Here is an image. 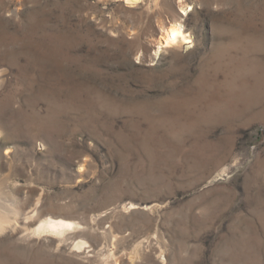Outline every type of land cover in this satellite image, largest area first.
I'll return each instance as SVG.
<instances>
[{"label":"rangeland","instance_id":"rangeland-1","mask_svg":"<svg viewBox=\"0 0 264 264\" xmlns=\"http://www.w3.org/2000/svg\"><path fill=\"white\" fill-rule=\"evenodd\" d=\"M179 1L0 0L1 211L91 225L0 264H264V0Z\"/></svg>","mask_w":264,"mask_h":264},{"label":"bare ground","instance_id":"bare-ground-1","mask_svg":"<svg viewBox=\"0 0 264 264\" xmlns=\"http://www.w3.org/2000/svg\"><path fill=\"white\" fill-rule=\"evenodd\" d=\"M123 1L127 4V6L134 7V4H137L138 0H123ZM178 4L180 9L182 10L181 14L183 16L187 15L190 4L185 0H180ZM158 22L162 33V36L160 37L158 43L160 45L159 50L160 48H169V47L172 48L179 45H189L193 43V41L191 40V36L184 31V27L181 22L174 20V21H170L169 25H166L164 21L158 20ZM4 213L1 211L0 208V234L6 232L9 233V235L13 239L25 240V241L35 240L34 242L36 243L41 242V239L45 237L43 238L44 241L41 242L43 247L46 246L49 247L50 249L64 248L63 252L72 248L70 244L71 236L77 237L83 235L85 231L82 232L81 228L84 226L83 229H87V227L91 226L89 223L86 222L79 223L65 219L50 220L48 218L49 219L48 221H44V222L42 221L43 223L40 222V224L41 223L42 224L41 225L39 224V227L34 231H32L29 229L28 226L27 220H29V217H24L25 220L23 224L21 226L20 225L18 226L17 222L13 221L10 215H7V213H5L7 215L6 217ZM13 213H15V211ZM57 217H59V215H57ZM28 230H30V233L28 232ZM84 247H85L84 244L77 245L76 249H78V252H80V254H77L79 258L90 259L89 253L92 254L97 253L95 251L96 247H92V246L89 248V251L82 253L81 251ZM102 250H104V248ZM72 251H74V249H72ZM103 262H105L106 264H112V263L119 264V260L116 259L113 254H109L108 256H106Z\"/></svg>","mask_w":264,"mask_h":264}]
</instances>
